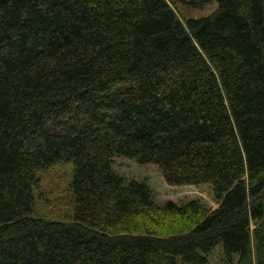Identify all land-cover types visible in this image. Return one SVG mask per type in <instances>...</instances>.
I'll return each instance as SVG.
<instances>
[{
	"label": "trees",
	"instance_id": "obj_1",
	"mask_svg": "<svg viewBox=\"0 0 264 264\" xmlns=\"http://www.w3.org/2000/svg\"><path fill=\"white\" fill-rule=\"evenodd\" d=\"M180 2L0 0V264H264V0Z\"/></svg>",
	"mask_w": 264,
	"mask_h": 264
},
{
	"label": "rangeland",
	"instance_id": "obj_2",
	"mask_svg": "<svg viewBox=\"0 0 264 264\" xmlns=\"http://www.w3.org/2000/svg\"><path fill=\"white\" fill-rule=\"evenodd\" d=\"M177 16L183 22L191 18H204L214 14L218 5L216 2L205 6L204 8H192L180 2V0H169ZM74 167L71 163L60 164L45 170L40 175V183L35 189L36 204L35 217H41L49 221L71 220L73 211L71 182L73 179ZM153 179L155 190L160 201L167 199H187L201 198L212 208H217L209 195L207 189H193L187 191H175L169 189L161 183V180L155 173H149Z\"/></svg>",
	"mask_w": 264,
	"mask_h": 264
}]
</instances>
